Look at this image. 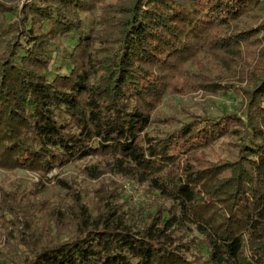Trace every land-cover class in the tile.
Segmentation results:
<instances>
[{
	"label": "trees",
	"instance_id": "16d2710c",
	"mask_svg": "<svg viewBox=\"0 0 264 264\" xmlns=\"http://www.w3.org/2000/svg\"><path fill=\"white\" fill-rule=\"evenodd\" d=\"M21 1L0 0V166L49 172L109 154L174 200L167 216L130 220L107 208L65 239L25 235L23 264H264V20L231 26L262 0H117L99 28L80 15L99 0ZM196 41L257 45L244 115L197 114L152 134L168 73ZM55 51L64 71L51 65ZM225 135L242 139L233 158H184ZM183 219L194 239L173 232Z\"/></svg>",
	"mask_w": 264,
	"mask_h": 264
},
{
	"label": "rangeland",
	"instance_id": "374dc122",
	"mask_svg": "<svg viewBox=\"0 0 264 264\" xmlns=\"http://www.w3.org/2000/svg\"><path fill=\"white\" fill-rule=\"evenodd\" d=\"M115 1L99 0L92 10H81L87 27L99 28L101 22L103 25L105 19L109 20L105 16ZM261 20H264V0L231 26L234 29L257 26ZM262 33L264 29L259 35ZM64 42L69 40L64 39ZM257 50L252 42L223 49L196 41L191 52L177 60L179 68L168 73L165 94L153 109V121L147 130L164 134L197 114L216 115L233 110L244 115L246 67L253 62ZM51 65L53 69L58 66L56 70L66 69L57 51ZM212 80L224 86L234 83V86L227 91L212 89L207 84ZM241 141L236 135H225L204 148L192 149L184 158L195 162H199V156L211 160L233 158ZM173 203L171 197L149 181H141L138 175L117 166L109 154L73 159L49 172L0 166V264H14V260L24 263L30 254L23 241L25 235L32 241L65 239L76 231L84 216L98 218L107 208L117 216L133 220L153 214L157 209L159 214L167 216V209ZM172 230L188 239L199 235L196 226L185 219ZM198 249L196 244L192 248L193 251Z\"/></svg>",
	"mask_w": 264,
	"mask_h": 264
}]
</instances>
